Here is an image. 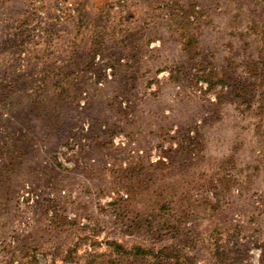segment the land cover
Wrapping results in <instances>:
<instances>
[{"label":"rangeland","instance_id":"rangeland-1","mask_svg":"<svg viewBox=\"0 0 264 264\" xmlns=\"http://www.w3.org/2000/svg\"><path fill=\"white\" fill-rule=\"evenodd\" d=\"M0 264H264V0H0Z\"/></svg>","mask_w":264,"mask_h":264}]
</instances>
